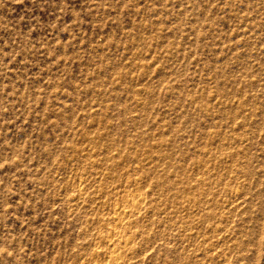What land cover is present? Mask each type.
<instances>
[{
    "label": "rangeland",
    "instance_id": "374dc122",
    "mask_svg": "<svg viewBox=\"0 0 264 264\" xmlns=\"http://www.w3.org/2000/svg\"><path fill=\"white\" fill-rule=\"evenodd\" d=\"M0 264H264V0H0Z\"/></svg>",
    "mask_w": 264,
    "mask_h": 264
}]
</instances>
